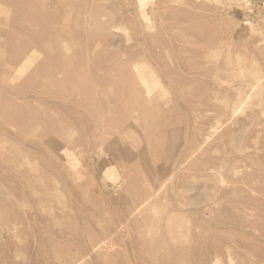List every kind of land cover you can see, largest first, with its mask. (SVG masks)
Returning a JSON list of instances; mask_svg holds the SVG:
<instances>
[{
  "label": "rangeland",
  "instance_id": "374dc122",
  "mask_svg": "<svg viewBox=\"0 0 264 264\" xmlns=\"http://www.w3.org/2000/svg\"><path fill=\"white\" fill-rule=\"evenodd\" d=\"M0 264H264V0H0Z\"/></svg>",
  "mask_w": 264,
  "mask_h": 264
}]
</instances>
